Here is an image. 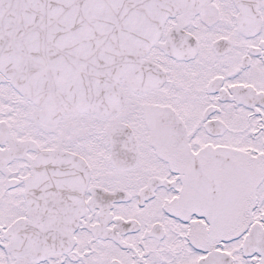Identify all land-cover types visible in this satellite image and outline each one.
I'll list each match as a JSON object with an SVG mask.
<instances>
[{"label":"snow or ice","instance_id":"obj_1","mask_svg":"<svg viewBox=\"0 0 264 264\" xmlns=\"http://www.w3.org/2000/svg\"><path fill=\"white\" fill-rule=\"evenodd\" d=\"M0 264H264V0H0Z\"/></svg>","mask_w":264,"mask_h":264}]
</instances>
